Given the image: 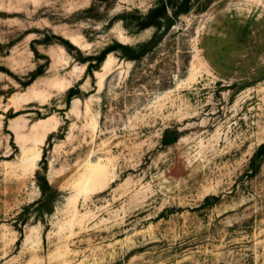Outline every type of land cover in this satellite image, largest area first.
Masks as SVG:
<instances>
[{
    "label": "rangeland",
    "instance_id": "374dc122",
    "mask_svg": "<svg viewBox=\"0 0 264 264\" xmlns=\"http://www.w3.org/2000/svg\"><path fill=\"white\" fill-rule=\"evenodd\" d=\"M0 65V264H264V0H0Z\"/></svg>",
    "mask_w": 264,
    "mask_h": 264
},
{
    "label": "trees",
    "instance_id": "16d2710c",
    "mask_svg": "<svg viewBox=\"0 0 264 264\" xmlns=\"http://www.w3.org/2000/svg\"><path fill=\"white\" fill-rule=\"evenodd\" d=\"M168 3L170 4H173L174 2H176V0H167ZM190 1L191 0H182V3L186 6V8L189 7L190 5ZM177 14V12H175ZM126 49H133V48H126ZM134 50V49H133ZM107 53V51L104 52V55ZM166 143H169L170 141L172 140H169L168 136H166L165 140H164ZM264 155V143L259 147L258 151L256 152L255 156H254V159H258V158H261L262 156ZM48 189H51L53 190V188L51 187V185L49 184V182L47 181L46 182V186H42V197L39 201H43L46 197V191Z\"/></svg>",
    "mask_w": 264,
    "mask_h": 264
},
{
    "label": "water",
    "instance_id": "95a60500",
    "mask_svg": "<svg viewBox=\"0 0 264 264\" xmlns=\"http://www.w3.org/2000/svg\"><path fill=\"white\" fill-rule=\"evenodd\" d=\"M162 20L165 21V25L163 26V28L158 33V35H157L156 39L153 41L151 47H155L156 45H158L164 39V37L167 35L169 30L173 27V25L175 23V19L169 15L164 16L162 18Z\"/></svg>",
    "mask_w": 264,
    "mask_h": 264
},
{
    "label": "bare ground",
    "instance_id": "6f19581e",
    "mask_svg": "<svg viewBox=\"0 0 264 264\" xmlns=\"http://www.w3.org/2000/svg\"><path fill=\"white\" fill-rule=\"evenodd\" d=\"M1 66V65H0ZM1 68V67H0ZM12 88V86H10V88H8V89H11Z\"/></svg>",
    "mask_w": 264,
    "mask_h": 264
}]
</instances>
